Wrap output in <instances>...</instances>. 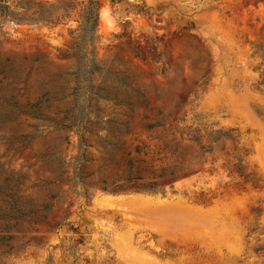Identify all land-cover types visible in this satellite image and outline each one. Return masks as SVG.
<instances>
[{
    "label": "rangeland",
    "instance_id": "rangeland-1",
    "mask_svg": "<svg viewBox=\"0 0 264 264\" xmlns=\"http://www.w3.org/2000/svg\"><path fill=\"white\" fill-rule=\"evenodd\" d=\"M0 264H264V0H0Z\"/></svg>",
    "mask_w": 264,
    "mask_h": 264
}]
</instances>
